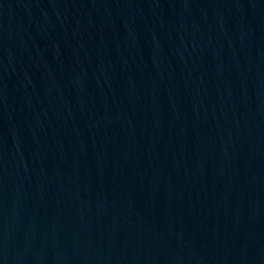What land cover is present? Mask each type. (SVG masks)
Masks as SVG:
<instances>
[{
  "label": "water",
  "instance_id": "water-1",
  "mask_svg": "<svg viewBox=\"0 0 264 264\" xmlns=\"http://www.w3.org/2000/svg\"><path fill=\"white\" fill-rule=\"evenodd\" d=\"M0 264H264V0H0Z\"/></svg>",
  "mask_w": 264,
  "mask_h": 264
}]
</instances>
